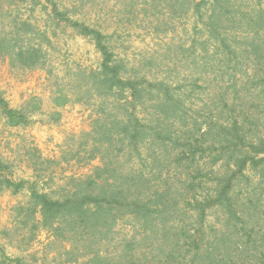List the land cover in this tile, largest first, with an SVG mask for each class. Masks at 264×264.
Returning <instances> with one entry per match:
<instances>
[{"label":"trees","instance_id":"trees-1","mask_svg":"<svg viewBox=\"0 0 264 264\" xmlns=\"http://www.w3.org/2000/svg\"><path fill=\"white\" fill-rule=\"evenodd\" d=\"M189 5L201 39L189 47L192 64L181 81L131 74L108 35L54 4L55 17L95 43L102 61L85 74L111 106L83 144L101 165L73 178L63 199L33 189L28 204L15 208L16 217L70 245L68 263L145 264L133 250L104 255L126 221L138 226L134 243L146 251L139 254H156L158 264H264V0ZM17 9L0 0V60L34 70L50 42L30 18L14 16ZM0 108L11 125L28 124L1 97ZM257 240L259 254H239Z\"/></svg>","mask_w":264,"mask_h":264},{"label":"rangeland","instance_id":"rangeland-1","mask_svg":"<svg viewBox=\"0 0 264 264\" xmlns=\"http://www.w3.org/2000/svg\"><path fill=\"white\" fill-rule=\"evenodd\" d=\"M12 1L19 6L14 16L30 18L50 43L44 46L45 64L34 70L13 69L8 60H0V97L28 122L11 125L0 108V163L5 166L0 180L23 184L18 191L0 184V264H15L16 259L23 264H91L90 257L68 263L63 253L69 244L15 212L28 204L31 190L63 199L73 189V178L89 176L101 165L100 157L90 160L91 147L83 144L91 141L87 136L97 118L111 108L93 94L86 75L98 70L102 57L91 39L53 15L54 4L72 20L108 35L133 75L184 80L194 38L200 47L198 24L189 12V0ZM139 238L138 226L120 222L104 255L118 259L133 250L143 263L158 264L156 254L149 259L139 254L146 252L135 245ZM261 249L257 240L239 254H259Z\"/></svg>","mask_w":264,"mask_h":264}]
</instances>
